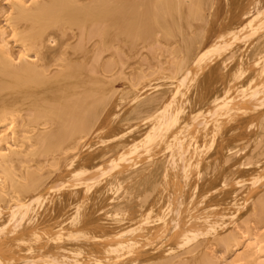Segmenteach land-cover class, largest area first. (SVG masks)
<instances>
[{
  "label": "bare ground",
  "instance_id": "bare-ground-1",
  "mask_svg": "<svg viewBox=\"0 0 264 264\" xmlns=\"http://www.w3.org/2000/svg\"><path fill=\"white\" fill-rule=\"evenodd\" d=\"M2 1L0 264H264V0Z\"/></svg>",
  "mask_w": 264,
  "mask_h": 264
},
{
  "label": "rangeland",
  "instance_id": "rangeland-1",
  "mask_svg": "<svg viewBox=\"0 0 264 264\" xmlns=\"http://www.w3.org/2000/svg\"><path fill=\"white\" fill-rule=\"evenodd\" d=\"M0 4L4 5L2 0H0ZM12 46L16 47L17 45L13 44ZM216 254L220 258V261L222 262V264H228L229 261L233 258L235 253L234 254L233 253H226V255H225V253L223 252V249L221 247H218V248H216Z\"/></svg>",
  "mask_w": 264,
  "mask_h": 264
}]
</instances>
